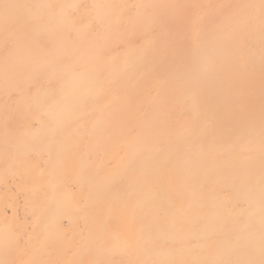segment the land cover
Masks as SVG:
<instances>
[{
	"label": "bare ground",
	"instance_id": "bare-ground-1",
	"mask_svg": "<svg viewBox=\"0 0 264 264\" xmlns=\"http://www.w3.org/2000/svg\"><path fill=\"white\" fill-rule=\"evenodd\" d=\"M0 264H264V0H0Z\"/></svg>",
	"mask_w": 264,
	"mask_h": 264
}]
</instances>
